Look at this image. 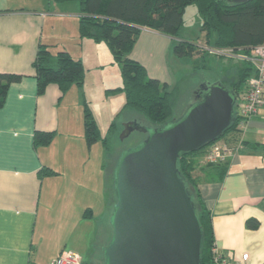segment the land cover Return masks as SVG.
Returning <instances> with one entry per match:
<instances>
[{
	"label": "crops",
	"instance_id": "0c3cea01",
	"mask_svg": "<svg viewBox=\"0 0 264 264\" xmlns=\"http://www.w3.org/2000/svg\"><path fill=\"white\" fill-rule=\"evenodd\" d=\"M49 20L54 23V34L47 37ZM78 23V5L0 0V73L23 75L10 86L0 109V264H51L64 251L77 253L83 264H90L99 240L96 230L110 222L105 147L99 142L87 146L84 117L81 148L89 149L90 161L81 165L76 160L78 148L65 144L61 149L59 143L61 133L69 140L75 136L69 129L73 116L63 111L64 103L75 92L85 96V85L74 86L63 96L52 84L39 95L33 68L41 43L54 53L64 50L73 56L72 48H80V53L88 47L100 49L102 45L92 39H80ZM69 26L73 41L58 45L52 40L55 36L63 39ZM174 41L143 29L130 57L147 72L160 71L163 57L167 60L174 53ZM36 131L55 135L49 145L37 147ZM226 141L241 144V149L229 160L224 175L206 166L204 156L194 157L198 162L194 175L199 177L200 193L213 217L216 249L232 264H264V110ZM59 167L71 169V175L62 176ZM251 220L259 223L257 228H249Z\"/></svg>",
	"mask_w": 264,
	"mask_h": 264
},
{
	"label": "trees",
	"instance_id": "16d2710c",
	"mask_svg": "<svg viewBox=\"0 0 264 264\" xmlns=\"http://www.w3.org/2000/svg\"><path fill=\"white\" fill-rule=\"evenodd\" d=\"M66 4L76 2L79 6L78 32L80 39H92L103 44L114 62L121 67V82L111 89L115 94L124 95L121 112L133 110L145 117L153 126L164 125L175 119L176 90L169 91L166 83L151 78L147 69L130 57L143 29L153 30L178 39L185 24L184 13L189 5H194L203 18L202 32L206 33V44L218 48H234L251 54L253 47L264 42V0L233 4L227 0H53ZM215 33V39L211 35ZM177 58L194 57L204 54L193 41L178 40L174 46ZM38 82V94L43 95L54 84L63 96L86 82L87 69L81 59L68 51L54 53L47 44L41 43L33 62ZM253 69L247 63L239 68L232 88L240 96L247 78ZM23 75L0 73V109L6 103L7 93L13 83L20 82ZM86 142L90 147L103 141L107 152L112 150V136L116 124L112 123L108 136L102 137L99 125L87 102L84 105ZM241 117L235 110L232 126L216 142L205 148L183 153L178 162L181 177L191 192L197 215L203 230L201 264H220L215 260V234L212 213L199 190V177L194 175L198 162L196 156H204L209 147L230 134H239ZM54 132L36 131L34 143L37 147L47 146L54 138ZM227 142V141H226ZM229 143V142H227ZM232 145V143H229ZM234 146V145H232ZM228 163L206 164L224 175ZM50 172L51 169L48 168ZM259 223L251 220L249 228H257ZM222 255V254H221Z\"/></svg>",
	"mask_w": 264,
	"mask_h": 264
},
{
	"label": "water",
	"instance_id": "95a60500",
	"mask_svg": "<svg viewBox=\"0 0 264 264\" xmlns=\"http://www.w3.org/2000/svg\"><path fill=\"white\" fill-rule=\"evenodd\" d=\"M233 4L252 0H227ZM184 115L161 126L125 125L145 138L121 154L114 169L116 203L106 264H201L203 230L181 177L183 153L199 151L232 126L238 95L223 83L202 87Z\"/></svg>",
	"mask_w": 264,
	"mask_h": 264
},
{
	"label": "rangeland",
	"instance_id": "374dc122",
	"mask_svg": "<svg viewBox=\"0 0 264 264\" xmlns=\"http://www.w3.org/2000/svg\"><path fill=\"white\" fill-rule=\"evenodd\" d=\"M69 6H77L76 2H68L65 4ZM75 20V19H74ZM185 24L180 32L179 38L174 39L176 44L180 38L190 39L193 42L206 43V33L202 32L203 18L198 13L197 8L194 5H189L184 13ZM53 21L49 20L46 27V36L54 34L52 30ZM59 20V25H60ZM74 30L77 28V24L73 23ZM72 27H68L67 34L63 39H59L58 36L54 40L57 44H65L73 41ZM76 31V30H75ZM216 34L211 35V40L215 39ZM54 38V37H53ZM171 38V37H170ZM73 44V43H71ZM174 44V45H175ZM212 46V45H211ZM174 48V47H173ZM72 48L74 56L76 58H83L84 65L87 69L85 87L82 91L73 93L67 101L64 103L63 111H69L72 113V123L69 125V129H72L75 135L73 139H67L66 133L59 135V143L61 149L65 147V144H71V146L80 156H77L76 160L84 166V162L90 161V152L87 148H81L84 141L81 137L82 119L85 115L84 105L85 102L89 105L92 113L99 125L102 137H107L111 124L115 123V132L112 136V150L107 152V173L109 171L108 184L109 192L111 195L112 209L116 203V190L114 187V169L116 163L121 157V154L129 148L134 147L137 143L141 142L144 138V134L134 132L131 136L122 139L125 125L130 121H136L142 126H151L152 124L141 114L133 111L126 110L121 112V108L124 102V95L115 94L111 89L116 88L121 82V67L118 63L114 62L108 49L101 46L100 49L94 51L91 47L85 48L84 52L80 53V48L75 50ZM98 57L97 60L95 58ZM158 65L161 69L157 71L155 69L148 72L149 77L162 78L161 82L166 83L169 91L176 90V108L174 111V117L180 118L184 115L186 109L190 104L196 101L195 94L201 93L202 87H207L215 83L221 82L227 88H232L235 82L237 72L243 65L247 66L246 62L240 61L237 58L229 59L224 56H217L209 53L199 54L194 57L177 58L174 53L169 55L168 59ZM151 68V67H150ZM165 78V79H164ZM70 102V103H69ZM69 103V104H68ZM239 101L235 105V110H239ZM68 106V108H67ZM153 126V125H152ZM74 129V130H73ZM61 132H64L61 129ZM219 142H224L222 139ZM101 147L104 146L101 140L98 143ZM59 146V148H60ZM88 146V145H87ZM80 149V150H79ZM95 150L93 151V153ZM60 166V165H59ZM62 168V167H59ZM72 170L68 168H62V176L71 175ZM107 176V174H106ZM113 229L110 222H106L101 225V228L96 230L97 237L99 238L97 247H95V260L90 264H106L105 255L103 252V246H105L112 238Z\"/></svg>",
	"mask_w": 264,
	"mask_h": 264
},
{
	"label": "built area",
	"instance_id": "2783aa9c",
	"mask_svg": "<svg viewBox=\"0 0 264 264\" xmlns=\"http://www.w3.org/2000/svg\"><path fill=\"white\" fill-rule=\"evenodd\" d=\"M198 48L204 53L217 56L237 58L252 66L253 72L247 78L244 90L238 96L239 110L236 111L241 117L239 130L242 132L247 127L249 119L258 115L264 110V42L253 47L251 54L244 51H237L234 48H218L208 44L199 43ZM241 144L232 146L227 142H218L209 147L203 157L204 164L228 163L229 160L237 155L241 149ZM215 260L220 264H232L229 259L221 255L215 249ZM243 259H247L244 255ZM51 264H83L82 257L74 252L64 251Z\"/></svg>",
	"mask_w": 264,
	"mask_h": 264
},
{
	"label": "flooded vegetation",
	"instance_id": "af4514ba",
	"mask_svg": "<svg viewBox=\"0 0 264 264\" xmlns=\"http://www.w3.org/2000/svg\"><path fill=\"white\" fill-rule=\"evenodd\" d=\"M199 94H200V93H196V94H195V99L197 98V96H198ZM140 134H141V133H140ZM141 135H142V134H141Z\"/></svg>",
	"mask_w": 264,
	"mask_h": 264
}]
</instances>
